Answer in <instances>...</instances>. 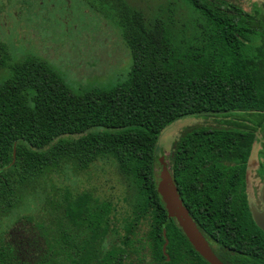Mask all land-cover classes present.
I'll return each instance as SVG.
<instances>
[{"label":"trees","instance_id":"obj_1","mask_svg":"<svg viewBox=\"0 0 264 264\" xmlns=\"http://www.w3.org/2000/svg\"><path fill=\"white\" fill-rule=\"evenodd\" d=\"M87 1L113 2L132 60L113 87L74 91L41 58L0 44V264H208L167 218L157 144L183 118L230 119L185 132L169 162L198 229L222 242L228 216H248L246 165L264 128V9L186 0L201 37L181 50L123 0ZM92 171L113 182L107 195L77 186Z\"/></svg>","mask_w":264,"mask_h":264},{"label":"rangeland","instance_id":"obj_2","mask_svg":"<svg viewBox=\"0 0 264 264\" xmlns=\"http://www.w3.org/2000/svg\"><path fill=\"white\" fill-rule=\"evenodd\" d=\"M123 1L129 9L142 13L146 21H162L179 49L186 50L200 42L202 19L186 0ZM228 1L245 12L264 9V0ZM98 2L0 0V44L10 49L14 59L41 58L74 91L113 87L125 80L132 60L120 37L113 2L110 9L108 1L104 5ZM227 121L230 119L221 116H190L167 127L157 144V169L160 158L169 163L174 144L185 132L198 127L223 128ZM250 159L253 164L264 160V128L257 133ZM96 171L90 177H81V182L79 178L74 181H78L79 188L94 186L107 195L113 182H106L107 178Z\"/></svg>","mask_w":264,"mask_h":264},{"label":"flooded vegetation","instance_id":"obj_3","mask_svg":"<svg viewBox=\"0 0 264 264\" xmlns=\"http://www.w3.org/2000/svg\"><path fill=\"white\" fill-rule=\"evenodd\" d=\"M171 156L172 153L170 159ZM246 167L244 196L248 216L241 218L239 222H232L231 217L228 216L224 225L225 239L222 242L213 238L207 240L199 230L207 240L213 254L222 264H264V233L257 227L252 216V210L259 214L264 211L261 197V190L264 187V175L262 174L264 160L253 164V161L249 159ZM11 221L7 222L8 231L13 235L17 225ZM17 238L19 237L17 236Z\"/></svg>","mask_w":264,"mask_h":264},{"label":"water","instance_id":"obj_4","mask_svg":"<svg viewBox=\"0 0 264 264\" xmlns=\"http://www.w3.org/2000/svg\"><path fill=\"white\" fill-rule=\"evenodd\" d=\"M157 161V159H156ZM157 193L164 205L167 218L176 222L188 243L193 250L208 264H222L211 251V248L202 233L197 228L188 210L184 207L180 195L175 186L169 164L162 157L158 162L157 169ZM261 197L264 203V187L261 190ZM252 216L257 227L264 233V211L259 214L252 210ZM165 254L167 241L163 233Z\"/></svg>","mask_w":264,"mask_h":264}]
</instances>
